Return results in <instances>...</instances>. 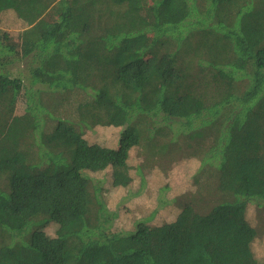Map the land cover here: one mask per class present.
Returning <instances> with one entry per match:
<instances>
[{
  "label": "trees",
  "instance_id": "16d2710c",
  "mask_svg": "<svg viewBox=\"0 0 264 264\" xmlns=\"http://www.w3.org/2000/svg\"><path fill=\"white\" fill-rule=\"evenodd\" d=\"M7 12L25 29H0V264H264V0H156L152 15L144 0H0ZM23 60L28 85L9 69ZM97 127L120 128L118 147L88 141ZM194 165L115 230L101 173L137 198L142 168Z\"/></svg>",
  "mask_w": 264,
  "mask_h": 264
},
{
  "label": "rangeland",
  "instance_id": "374dc122",
  "mask_svg": "<svg viewBox=\"0 0 264 264\" xmlns=\"http://www.w3.org/2000/svg\"><path fill=\"white\" fill-rule=\"evenodd\" d=\"M155 2L156 0H144L146 11L149 15H152L154 12ZM0 18V29L9 32L14 37L19 31L25 29L23 23L19 21L12 12H7ZM146 43H148V37L146 38ZM29 67L30 62L23 60L14 63V65H12L9 69L12 76L21 78L22 80H24L25 85H28L30 83ZM23 107L24 103L22 100H20L18 103L17 112L21 113ZM120 132V128L104 129L97 127L92 131H88L85 134V137L91 143L100 144L108 148H117ZM140 160L139 149H134L131 152L129 160V164L132 167L131 172L133 177H135L136 182L134 183L132 188L134 190L136 188L140 189V182H142V180L140 181V171L137 169ZM182 166L175 167L171 175L158 177H156L157 174H155L153 170H144L142 168L141 172L145 173L144 178L149 181V184L148 186L145 185L146 187H143L141 189L142 192L137 198H129L127 196L125 197L124 194L126 193L121 189H111V181L108 180V178L110 177V173H108V171L101 173L99 175L100 177H98V180H100L104 184V187L106 189H109V192H107L109 198V207L114 208L118 205V208H120L119 218L114 223L115 230L122 229L124 230V232L133 231L134 227H136L134 225H136L139 220L142 221V219L149 216L150 213L152 214V212H155V210L157 209L155 193L159 186L158 183L162 185H171V187L173 186L172 188L188 187V185L191 184L189 176L193 173L197 165H194L190 169H186L184 167L182 168ZM159 179L162 180L158 181ZM251 212L254 213L253 209L251 210ZM174 216H176V210L171 211L168 208L167 210L162 209L152 220L148 221L147 223L152 225H159L164 221V219H168ZM261 232L263 236H261L260 239L256 241L254 246L257 256L261 255V253H264V231Z\"/></svg>",
  "mask_w": 264,
  "mask_h": 264
}]
</instances>
